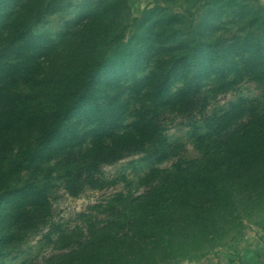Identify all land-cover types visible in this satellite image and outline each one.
Wrapping results in <instances>:
<instances>
[{"label": "trees", "instance_id": "16d2710c", "mask_svg": "<svg viewBox=\"0 0 264 264\" xmlns=\"http://www.w3.org/2000/svg\"><path fill=\"white\" fill-rule=\"evenodd\" d=\"M51 2H45L36 13L14 18L7 35L0 36V259L48 224L55 228L46 238L52 240L53 235L59 234L55 243H66L56 245L57 250L67 247L73 237L78 244L77 248L58 254L62 260L51 257L48 264H137L147 244L151 250L159 246L163 259L169 261L174 255L168 248L170 240L158 237L157 229L163 232L175 221L185 223L181 220L182 212L190 218L213 207L234 209V182L243 179L248 185L264 177V112L252 113V119L233 128H228L234 118L228 120L229 114L202 118L209 97L199 82V71L208 69L221 76L229 87L238 82L232 77V72L238 71L264 86L263 32L260 37L251 38L248 45L245 43L248 48L239 58L244 65L239 68H232L235 63L222 64L217 46L207 42L203 44L204 50L215 55L212 62L208 58L211 66L195 63L194 57L203 56L202 45L197 46L171 60L146 97H137L138 107L133 103L130 108L129 104L102 107L91 103V89L101 71L109 66L114 50H100L96 58L79 69L64 74L60 70L48 79L40 76L41 43L32 42L33 30L43 21ZM123 36L121 29L106 43H120ZM213 65H218V69ZM193 68L195 75L186 81L190 90L184 97L171 100L172 104L177 103L176 110L193 129L206 121L207 131L198 141L214 145L218 138H223L218 141L222 146H211L197 161L178 159L172 169H158L157 164L167 160L171 151L161 119L167 100L173 96L169 85L181 70ZM85 108H92L88 109L92 114L86 122L82 113ZM131 109L137 119L132 126H126L134 129L119 133L125 114H130ZM258 110L264 111V104ZM232 145L234 149L230 148ZM135 154H141L137 162L150 164L146 177L156 179L148 192L149 200L138 201L129 192H118L116 198L96 211L103 218L96 214L92 220L84 219L87 235L80 231L66 235L59 223H52L56 183L77 196L86 183L98 182L103 165H113ZM184 161L186 166L182 167ZM187 173L197 182L198 194L189 196L183 190L169 194L171 182ZM188 202L193 211L186 210Z\"/></svg>", "mask_w": 264, "mask_h": 264}, {"label": "rangeland", "instance_id": "374dc122", "mask_svg": "<svg viewBox=\"0 0 264 264\" xmlns=\"http://www.w3.org/2000/svg\"><path fill=\"white\" fill-rule=\"evenodd\" d=\"M47 1L0 0V18L4 20L0 21V36L7 35L14 18L36 13ZM49 8L43 21L33 30L34 41L30 39L41 43L43 67L40 76L48 79L52 78L50 74L60 70L64 74L67 70L79 69L96 58L100 50H114L109 66L101 71L91 89V103L102 107L110 104L138 107L137 97L140 100L146 97L171 60L190 53L197 46L202 45L203 56L194 57L195 63L211 66L215 55L204 50L203 44L207 42L217 46L222 64L235 63L232 68H239L244 65L239 58L247 50L251 38L260 37V32L264 35V0H52ZM121 29L124 36L120 43L107 45L106 42ZM208 58L212 59L211 65ZM213 66L218 69V65ZM190 70H181L169 85L173 96L167 100L161 119L171 151L167 160L157 164L158 169H172L178 159L197 161L208 148L222 146L218 141L224 140L218 138L214 145L198 141L207 131L206 121L199 122L195 125L199 127L193 129L177 111V103L172 104L171 100L184 97L190 90L186 81L196 71ZM252 70L257 72V69ZM199 72L201 90L209 97L202 118L229 114L228 120L234 118L228 128H233L239 122L252 119V113L264 112L258 110L264 104V86L250 75L232 72L234 82H238L229 87L212 70ZM88 109L82 112L84 122L92 114ZM129 112L125 114L119 133L134 129L126 126H132L137 119L132 109ZM140 156L135 154L113 165H103L98 182L86 183L77 196L56 183L52 223H59L66 235L79 231L87 235L84 219L92 220L96 214L103 218L104 215L96 211L116 198L118 192H129L138 201L149 200L148 192L156 179L146 177L150 164L137 162ZM226 158L227 155L220 158L218 163ZM246 183L243 179L234 182V209L213 207L190 218L182 212L181 220L185 223L175 221L164 227L163 232L157 229L158 237L170 240L168 248L174 253L171 260L163 259L159 246L151 250V245L147 244L137 264H264V177ZM171 185L169 194L180 190L189 196L198 194L197 182L191 174L179 175ZM185 207L188 212L193 211L189 202ZM53 228L48 224L38 228L19 248L3 256L0 264H48L51 257L62 260L58 254L73 250L78 244L73 237L67 240V247L57 250L56 245L66 243H55L59 234L53 235L52 240L46 238Z\"/></svg>", "mask_w": 264, "mask_h": 264}]
</instances>
